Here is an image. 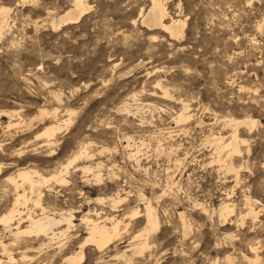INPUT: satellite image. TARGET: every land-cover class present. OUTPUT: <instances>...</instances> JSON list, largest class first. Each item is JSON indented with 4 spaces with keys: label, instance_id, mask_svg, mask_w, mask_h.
<instances>
[{
    "label": "rangeland",
    "instance_id": "obj_1",
    "mask_svg": "<svg viewBox=\"0 0 264 264\" xmlns=\"http://www.w3.org/2000/svg\"><path fill=\"white\" fill-rule=\"evenodd\" d=\"M151 1L87 0L79 21L53 28L72 0H0L9 9L0 16V214L14 201L8 175L51 176L81 150L93 154L63 170L66 183L39 187L49 209L74 210L75 226L12 245L0 224L15 259L0 247V264H66L88 236L90 209L123 220L110 245H86L75 264H264V0H162L168 19L186 20L178 38L142 22ZM182 109L190 120H178ZM230 118L247 121L233 155L215 139L229 141ZM50 124L60 125L53 143L42 134ZM246 196L257 217L246 215ZM149 201L160 226L136 237L145 219L129 213ZM223 203L233 206L227 216ZM21 209L41 212L31 200Z\"/></svg>",
    "mask_w": 264,
    "mask_h": 264
},
{
    "label": "bare ground",
    "instance_id": "obj_2",
    "mask_svg": "<svg viewBox=\"0 0 264 264\" xmlns=\"http://www.w3.org/2000/svg\"><path fill=\"white\" fill-rule=\"evenodd\" d=\"M91 7H92V5H90V3L87 2V0H72V6H70L67 10H65L64 13H62L59 18L52 19L51 26L53 28H59L60 26H62L64 23H66L68 21H79L80 20L79 18H81L85 12L90 10ZM8 10L9 9L7 7H2L1 12H0L1 13L0 16H3L4 18H6L7 16L5 17V15L8 13ZM168 15H169L168 11L166 10L162 0H152L151 6L147 10V13L143 14L142 15L143 17L141 16V18H143L142 22L147 24L148 27L149 26L150 27H159L162 30L168 32L171 37H175V38L177 37L178 38L184 32L186 20L179 18V17H177V18L169 17L170 19H168ZM164 94L168 95V92L165 90ZM187 106L188 105L185 104L184 109H187L188 108ZM4 112H7V111H4ZM40 112H41V114L50 113V111H48L47 109H41ZM7 113H9V112H7ZM53 113L56 114L57 110H54ZM190 117H191L190 114H188V112L184 111L183 109H182V112H180L177 116L179 121H185V120L189 119ZM229 121L235 127V128H233L234 129L233 132L232 133L230 132L231 135L228 138L229 141L227 140V138L225 139V137H223L221 135L219 137H215V139L219 140L218 141L219 150H220V148L221 149H227L229 151V155H233L235 153H241L242 147L240 146V144H241V142L246 141L245 139H241L239 137L238 132H237L238 131L237 126L240 123L247 122V121L239 120L236 118H230ZM250 122L254 123V120H251ZM13 123L14 122L10 121L7 126H11V125H13ZM14 124H16V123H14ZM59 129H60V125L50 124V125L46 126V128L42 134L46 135L49 138L48 140L51 141ZM125 139L128 142L127 145L131 146L130 142L134 138H132V136H127V138H125ZM51 143H53V142L51 141ZM50 144H49V146H50ZM137 146H136V148L139 149ZM145 146H147V145H145ZM138 151L139 150H137L136 153L132 152L133 154L130 152L131 153L130 155L134 156V158H136L135 162L137 161V163H140V160L138 158L139 155L137 154V153H139ZM136 154L138 155V157L136 156ZM84 156H87V157L91 156L92 157L93 154H90V152L87 151L86 149L81 150L79 153H77L75 155V157H73L65 165V168H62L61 170L53 173L51 176H45L42 173H39L37 170H34V169L30 170L28 168H24V169H20V170L17 169L18 172L16 171L17 174L14 176L8 175V179L7 178L6 179L10 183L13 184V189H14V193H15V195H13V197L15 196V198L12 197V199H14V201L12 200L13 203L11 202V206L9 207V205H8V208H6L5 211L3 210L4 212L2 211V213L0 214V224H2L4 226L3 229L10 232V235H11L10 244H12V243L14 244V242L19 241L21 239V237H24V236H30V237L35 236L38 238L45 237V238H48L49 240L55 239V238L67 235V233L75 226L74 222H73V219H75L73 209L70 208L68 210L56 211V209H49L47 206H45L43 204L42 201H43L44 192L41 189L42 188L41 186L48 183L50 180H57L60 183H64V182L66 183L67 180H66V177L64 176L63 170H65L67 172L68 166L70 164H73L74 161H76L79 158L84 157ZM220 156L222 157V154ZM1 167L2 166H0V171L2 170ZM230 167L233 168L234 166L232 164H230ZM82 170L84 172H93V167L91 165H84L82 167ZM236 173H238V172H236ZM96 177L99 179L98 181H101L99 173L96 174ZM3 181H5V179ZM26 185L29 186V190H27V188L25 187ZM39 187H41V188H39ZM245 198H246V204L247 205L249 204L248 205V211H247L246 215H252L254 217H257V215H259L258 214L259 210H256V208L253 206L254 202L252 201L251 197L246 196ZM123 199L124 198H122L119 195L112 198V202H113L112 205L116 207L115 204L120 202V201L123 202L122 201ZM30 200L34 203L35 206L40 207V210H41L40 213H35L34 210H30V209H28L26 211L24 209H21V206L26 205L27 202H29ZM97 200H102V198H98ZM231 212H233V206H231L229 203H223L221 205V207H220V215L221 216H227ZM92 214L96 215L97 218L91 217L90 215H92ZM129 215L135 216V217L144 216V219H145V227H144L143 231H141L136 237L148 235L149 233H151L152 230L157 229L160 226V219L161 218H159V214H158L156 208L151 204L150 201L147 202V204L145 206V211L143 214H139L138 209H136V210H132L129 213ZM180 216L182 218L183 213H180ZM100 218H102V219L99 220ZM122 220H123V218H117L116 216H112V215L111 216L105 215L103 217V215H101V212L98 211L97 209H95L94 211H92L91 209L88 210V212L82 216V221L85 223L86 229L88 231L87 232L88 236L79 242L78 250H75L66 256V258H65V261L67 262L66 264H75L76 262H81L85 257L84 248L86 245H89V244L94 245L99 250L110 245L111 242L114 240V238L119 234L120 224H121ZM107 221H109L111 224L109 225L107 223ZM25 222H26V224H25V226H23V224ZM4 234H6V232ZM2 235H3V233H2ZM1 237H3V236H1ZM19 244H20V242H19ZM147 245H148V238L146 236V237H144V240L137 245V247H138L137 249L142 251ZM0 247H2L4 252H7V255L9 254V257L11 260L14 259V256L10 253V250H9L10 248H9L8 243H5L4 240H0ZM252 249L254 250L255 247H253ZM256 256L258 257L257 253H256ZM256 256H255V258H256ZM1 262L2 261L0 260V263ZM63 263H65V262H63ZM213 264H217V263H213Z\"/></svg>",
    "mask_w": 264,
    "mask_h": 264
}]
</instances>
